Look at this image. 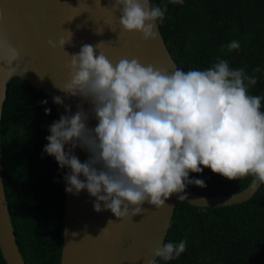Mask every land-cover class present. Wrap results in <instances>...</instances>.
Wrapping results in <instances>:
<instances>
[{"label":"clouds","instance_id":"obj_1","mask_svg":"<svg viewBox=\"0 0 264 264\" xmlns=\"http://www.w3.org/2000/svg\"><path fill=\"white\" fill-rule=\"evenodd\" d=\"M170 2L183 5L184 0ZM111 7L119 10L124 31L139 33L145 42L159 38L157 26L167 5L114 0ZM65 31L67 38L50 39L48 45L65 51L73 40V33ZM101 42L83 44L77 53L65 51L70 57L65 64L68 78L60 87L54 84L67 96L81 98L74 114L62 115L49 126L43 150L61 169H70L64 176L67 193L87 190L95 198L96 212L110 210L123 221L141 215L145 202L160 209L173 194L179 201L187 200L180 194L188 184L206 187L203 179H189L190 173H202L204 168L230 181L251 176L254 186L264 185V97L249 94L260 67L250 75L220 57L203 70L169 71L137 58H121L114 64L99 50ZM225 47L231 53L241 44L233 40ZM20 59L21 50L0 35V65L9 76ZM85 101L88 112L82 106ZM53 102L71 113L62 97L54 96ZM50 113L45 108V114ZM90 115L97 121L94 128L88 126ZM77 147L89 153L83 163L74 154ZM186 246V240L166 242L152 255L172 261ZM147 264L158 261L148 259Z\"/></svg>","mask_w":264,"mask_h":264},{"label":"trees","instance_id":"obj_2","mask_svg":"<svg viewBox=\"0 0 264 264\" xmlns=\"http://www.w3.org/2000/svg\"><path fill=\"white\" fill-rule=\"evenodd\" d=\"M167 12L158 29L177 68L207 69L216 58L234 69L255 73L249 94L264 97V0H150ZM241 48L228 53L231 41ZM47 100V104L41 101ZM261 111H264L262 100ZM45 108L51 113L45 114ZM46 93L18 76L5 87L0 117L2 182L10 222L27 264H58L62 245L63 169L45 153L49 126L57 121ZM253 177L228 180L211 169L190 173L206 187L188 184L200 195L243 190ZM187 241L177 259L158 264H264V185L247 202L197 208L180 201L174 208L163 243ZM0 264H6L0 253Z\"/></svg>","mask_w":264,"mask_h":264},{"label":"water","instance_id":"obj_3","mask_svg":"<svg viewBox=\"0 0 264 264\" xmlns=\"http://www.w3.org/2000/svg\"><path fill=\"white\" fill-rule=\"evenodd\" d=\"M113 3L114 0H100V3L99 0H0V35L21 50V59L13 63L15 73L12 76H18L46 93L58 120L62 115L74 114L77 104L81 103V98L69 97L54 86H62L68 78L65 64L70 57L65 51L77 53L83 44L96 45L102 41L99 50L114 64L121 58H137L143 64H153L169 71L177 68L158 26L159 38L145 42L139 33L122 29L120 12L111 7ZM65 30L73 33L72 44H66L65 51L59 47L51 48L48 40L58 41L61 36L67 38L69 33ZM37 73L44 79L41 80ZM12 76L5 66L0 65V117L6 82ZM54 96L62 97L64 105L71 106V113H66L63 105L55 104ZM82 106L88 112L90 105L86 101ZM96 124L90 115L88 126L94 128ZM74 154L82 163L89 157V153L79 147ZM69 172L70 169L64 168L63 178ZM81 179H84L82 175ZM260 186H254L252 178L243 190L235 193L204 196L186 186L180 195L186 194L184 202L192 207L230 206L247 202ZM65 187L64 180L62 245L58 264H147L148 259H157L152 250L164 242L174 208L180 202L178 194H173L160 209L145 202V211L141 215L120 221L110 210L96 212L93 207L95 198L87 190L73 195L67 193ZM109 220L112 222L108 223ZM0 253L6 264H27L20 255L10 222L1 159Z\"/></svg>","mask_w":264,"mask_h":264}]
</instances>
